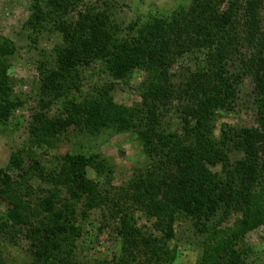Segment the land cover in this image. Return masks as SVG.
I'll return each instance as SVG.
<instances>
[{
	"label": "trees",
	"instance_id": "16d2710c",
	"mask_svg": "<svg viewBox=\"0 0 264 264\" xmlns=\"http://www.w3.org/2000/svg\"><path fill=\"white\" fill-rule=\"evenodd\" d=\"M32 2L35 11L23 29L31 34L33 46L46 33L56 34L59 42L51 52L43 51L37 64V108L29 121L26 151L0 170V204L8 208L0 219V237L11 240L12 234H25L33 250L31 264H85L76 256L83 237L78 217L82 205L83 225L97 213L121 242L119 255L104 264H174L178 250H171L169 243L179 216L195 221L197 231L207 235L199 244L197 264H251L245 238L264 228L262 0H193L168 20L135 23L128 32L106 9L74 17L83 0ZM243 44L257 52L239 61L240 74L231 70ZM16 53L15 43L0 36L2 126L26 103L16 91L20 82L10 75ZM197 54H204V70L198 66L175 87L174 63ZM93 64L104 67L110 82L96 87L93 96L80 97L82 70ZM136 73L144 77L142 103L118 105L112 95L115 83H128ZM245 73L256 82L257 126L224 127L217 140L212 123L218 112L233 111L236 85ZM61 100L59 114H51ZM176 101L182 136L161 129L162 110ZM105 132L133 134L148 158L167 161L135 175L116 192L111 166L100 154L66 153L49 173L36 158L37 152L55 151L72 138L96 139ZM231 153L239 157L233 160ZM173 157L185 165L178 175L169 172ZM15 170L13 179L9 172ZM136 212L162 237L145 233ZM232 215L237 216L233 227L219 230ZM0 264H5L1 250Z\"/></svg>",
	"mask_w": 264,
	"mask_h": 264
},
{
	"label": "rangeland",
	"instance_id": "374dc122",
	"mask_svg": "<svg viewBox=\"0 0 264 264\" xmlns=\"http://www.w3.org/2000/svg\"><path fill=\"white\" fill-rule=\"evenodd\" d=\"M193 0H83L76 7L77 12L73 15L89 9H106L114 18L116 25H119L124 31L128 32L135 23L142 25L151 19L168 20L180 9H187ZM32 0H0V36L15 43L17 53L11 59L10 75L19 81L16 91L23 93L26 100L22 109L17 111L8 124L0 125V170H7L12 159L23 156L26 151V145L29 138V121L37 108L35 101L36 86L38 83L37 64L40 61L42 52L49 53L55 46L59 37L56 34L47 33L39 38L37 46H33L29 37L31 34L23 29L24 24L30 15L35 11ZM227 5H225L226 8ZM227 9V8H226ZM262 38L260 44L264 43V0L260 10ZM244 45V46H243ZM240 54L235 59V65L232 72L237 71L239 61L249 60L257 52L254 47H248L243 44ZM258 47V46H257ZM264 52V50H263ZM194 56V55H193ZM185 56L179 58L174 63V70L171 78L175 87H179L191 71L197 70L198 66L204 70V54L196 56ZM197 58V59H195ZM99 64H93L89 68L82 70L83 88L77 93L82 96H93L94 89L110 82L106 70ZM143 74L136 73L128 83H115L117 88L113 92L114 101L118 105L128 108L136 107L142 103ZM237 100L234 103L232 112H218L216 121L212 123L214 137L219 140L222 129L229 127L231 129H252L257 126L258 109L256 102L258 91L255 78L250 73H245L236 85ZM77 94V95H78ZM64 100L57 103V106L51 109V114H59L57 111L63 108ZM179 103L173 102L172 106L162 110V127L172 134L182 136L181 121L179 119ZM169 112L167 113L166 111ZM167 113V114H166ZM227 129V128H226ZM167 133V132H166ZM187 145L188 142L185 140ZM47 152V151H46ZM37 152L36 158L41 159V166L47 173L53 172L57 164V158L66 153L94 155L100 154L101 158L107 160L113 172V191L128 185L130 180L141 172L150 170L155 164L166 162L164 158L151 160L148 158L133 134L116 135L111 132H105L96 139L72 138L67 144L61 145L55 151ZM230 157L234 160L237 155L231 153ZM169 172L178 175L184 170V164L179 163L175 158L169 159ZM155 165V166H157ZM152 166V167H150ZM154 166V167H155ZM216 171H220L218 168ZM13 179H16L18 172H9ZM89 176L96 180V174L90 170ZM39 181V180H38ZM37 181V182H38ZM98 181H100L98 179ZM40 182V181H39ZM102 182V180H101ZM35 187L38 183L34 184ZM108 188V187H107ZM84 207H79V221L83 230V237L77 244V258L85 264H104L111 263L114 255H119L121 242L115 232L106 228L108 224L102 220L97 213H94L88 222L81 220V211ZM8 208L0 204V219L4 220L7 216ZM237 216H230L225 220L219 230L233 227ZM137 224L144 228V232L161 238L162 234L157 232L153 225L146 221L140 212H136ZM105 227V228H104ZM104 228V230H102ZM19 230V229H18ZM212 232L213 230L210 229ZM175 239L169 243L171 250H178V257L174 264H197L202 248L199 244L207 235H201L195 226V221L190 218L179 216L174 224ZM10 237H0V250L3 253V262L5 264H31L32 253L31 241L23 233L12 234ZM245 242L251 249L249 263L264 264V228L249 233Z\"/></svg>",
	"mask_w": 264,
	"mask_h": 264
}]
</instances>
